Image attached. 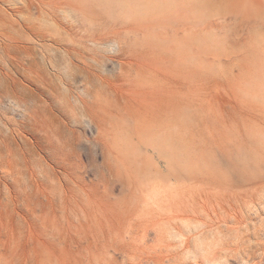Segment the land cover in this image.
<instances>
[{"label":"rangeland","instance_id":"rangeland-1","mask_svg":"<svg viewBox=\"0 0 264 264\" xmlns=\"http://www.w3.org/2000/svg\"><path fill=\"white\" fill-rule=\"evenodd\" d=\"M0 42V264H264V0H0Z\"/></svg>","mask_w":264,"mask_h":264},{"label":"bare ground","instance_id":"bare-ground-1","mask_svg":"<svg viewBox=\"0 0 264 264\" xmlns=\"http://www.w3.org/2000/svg\"><path fill=\"white\" fill-rule=\"evenodd\" d=\"M26 2H27V1H26ZM27 3H28V2H27ZM23 4H24V3H23ZM2 5H3V4H2ZM27 6H28V5H27ZM11 8H13V7H11ZM11 8H10V9H11ZM15 8H16V7H15ZM13 9H14V8H13ZM1 11H2V10H1ZM8 11H9V10H8ZM2 12H3V11H2ZM14 12H16V11H14ZM10 13H11V12H10ZM11 14H12V13H11ZM16 16H17V13H16ZM30 16H31V15H30ZM30 16H29V17H30ZM11 17H12V16H11ZM16 18H17V17H16ZM28 19H29V18H28ZM28 22H30V21H28ZM25 25H27V23H25L24 26H25ZM28 25H30V24H28ZM33 25H34V24H33ZM22 26H23V25H22ZM31 26H32V24H31ZM31 26H30V27H31ZM1 27H2V26H1ZM25 27H26V26H25ZM28 27H29V26H28ZM1 29H2V28H1ZM26 29H28V28H26ZM29 30H30V29H29ZM29 30H28V31H29ZM29 32H31V30H30ZM29 34H30V33H29ZM39 35H40V34H39ZM33 37H34V36H33ZM38 37H39V36H38ZM0 43H1V42H0ZM17 43H18V42H17ZM14 44H15V42H14ZM21 44H22V43H21ZM0 45H1V44H0ZM10 45H11V44H10ZM11 47H12V46H11ZM18 48H19V47H18ZM0 49H1V48H0ZM20 49H21V48H20ZM21 51H23V50H21ZM28 52H29V50H28ZM30 55H31V54H30ZM12 56H13V55H12ZM29 61H30V60H29Z\"/></svg>","mask_w":264,"mask_h":264}]
</instances>
